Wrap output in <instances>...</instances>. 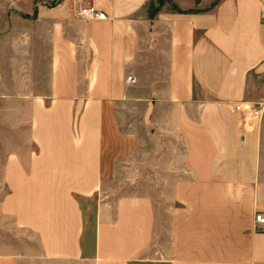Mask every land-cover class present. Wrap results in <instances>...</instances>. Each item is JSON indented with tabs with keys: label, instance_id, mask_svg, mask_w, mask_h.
I'll list each match as a JSON object with an SVG mask.
<instances>
[{
	"label": "crops",
	"instance_id": "1",
	"mask_svg": "<svg viewBox=\"0 0 264 264\" xmlns=\"http://www.w3.org/2000/svg\"><path fill=\"white\" fill-rule=\"evenodd\" d=\"M153 1L0 0V264H264V0Z\"/></svg>",
	"mask_w": 264,
	"mask_h": 264
},
{
	"label": "built area",
	"instance_id": "2",
	"mask_svg": "<svg viewBox=\"0 0 264 264\" xmlns=\"http://www.w3.org/2000/svg\"><path fill=\"white\" fill-rule=\"evenodd\" d=\"M77 15L83 19H105L106 13L102 10H97L92 6L80 7L77 11ZM260 17L264 22V7L261 9ZM127 80H133L132 76H128ZM236 109H240L239 105L235 106ZM243 109L249 110L254 116L260 117L263 106L261 103L244 105ZM254 226L257 231H264V212L257 211L254 214Z\"/></svg>",
	"mask_w": 264,
	"mask_h": 264
},
{
	"label": "rangeland",
	"instance_id": "3",
	"mask_svg": "<svg viewBox=\"0 0 264 264\" xmlns=\"http://www.w3.org/2000/svg\"><path fill=\"white\" fill-rule=\"evenodd\" d=\"M165 1L168 2V0H163V3ZM95 202H96V199L94 198L83 200V206L85 207L86 212H87V222H88L89 228L93 224V210H94Z\"/></svg>",
	"mask_w": 264,
	"mask_h": 264
},
{
	"label": "trees",
	"instance_id": "4",
	"mask_svg": "<svg viewBox=\"0 0 264 264\" xmlns=\"http://www.w3.org/2000/svg\"><path fill=\"white\" fill-rule=\"evenodd\" d=\"M156 3L158 6H160L161 4H163V0H156ZM154 6V1L151 0V7ZM171 6L173 7V9H176V7L174 5L171 4ZM152 14V12H151Z\"/></svg>",
	"mask_w": 264,
	"mask_h": 264
}]
</instances>
